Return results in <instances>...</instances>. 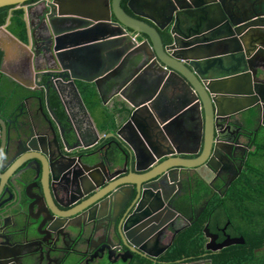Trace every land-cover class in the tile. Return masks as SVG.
<instances>
[{"label": "water", "instance_id": "95a60500", "mask_svg": "<svg viewBox=\"0 0 264 264\" xmlns=\"http://www.w3.org/2000/svg\"><path fill=\"white\" fill-rule=\"evenodd\" d=\"M29 1L0 0V7L27 3L28 42L9 31L12 13L0 30L30 48L34 56L31 11L45 8L43 14L50 17L52 30L49 47L40 49L39 55L50 66L37 73L49 77L59 74L79 95L81 81L94 84L101 96L109 86V93L124 97V111L115 113L116 126L109 128V135L118 139L117 154L87 152L77 171L60 161L51 164V190L46 191L42 181L43 196L30 197L36 206L39 201L44 205V212L36 218H42L51 235H60L82 228L75 223L79 217L91 224L109 210L117 221V243L128 247L130 257L132 252H139L154 259L160 254L153 249L161 245L157 237L162 228L174 219L186 220L170 201L174 188L182 185L181 174L202 165L212 166L217 157L231 158L232 151L223 150L234 144L222 136L225 127L235 124L233 114L258 107L259 122L264 126V64L260 61L264 56V0H128L133 14L123 7V0ZM146 4L154 13L137 9ZM160 30L169 31L170 43H165ZM134 66L136 74L124 80L120 74ZM148 69L157 72L153 92L134 89L133 94H127L141 72ZM174 78L191 91L193 98L164 116L155 102L161 85ZM191 108L199 109L200 132L197 150L186 152L177 146L172 130ZM87 115L94 125L88 107ZM134 138L147 151L144 161ZM119 139L128 145L129 157ZM14 187L19 192L15 183ZM204 235L209 250L245 243L243 236H227L218 243L209 226ZM206 261L211 259L189 264Z\"/></svg>", "mask_w": 264, "mask_h": 264}, {"label": "flooded vegetation", "instance_id": "af4514ba", "mask_svg": "<svg viewBox=\"0 0 264 264\" xmlns=\"http://www.w3.org/2000/svg\"><path fill=\"white\" fill-rule=\"evenodd\" d=\"M34 2L38 0L28 3ZM44 9L43 7L37 13H34L35 9L31 11L36 39L34 56L30 48L22 47L6 31L0 30V46L5 47L8 52L6 60L4 54V62L0 66V264H130L136 254H142L132 252L130 257L128 247L123 242L117 243V221L114 213L109 210L103 213L101 219L94 220L91 224L79 217L75 223L82 228H77L74 233L67 230L60 235H51L47 232V225L42 223V218H36L44 212V205L39 201V206H36L30 197L38 194L43 196L45 190L43 188L42 191V181L46 191L51 190V181H48L51 164L60 161L64 165L74 166L77 171L82 166L81 159L85 153L97 151L100 155L106 156L107 152L115 156L109 145L112 143V147L116 148L115 143L118 142V139L109 135L110 132H104L90 122L80 89L81 96L59 74L57 77L52 76L53 79L43 72L37 73V70L50 66L39 55L40 49L49 47L48 40L52 30V22L48 15L44 17ZM137 9L147 14L154 13L149 4ZM128 12L133 14L130 9ZM28 34L30 35L29 29ZM12 43H17V47L11 51L6 47ZM7 77L19 85L17 88L13 87L10 94L4 92L3 84L7 82ZM15 90L24 91V95L16 94ZM60 109L65 113V120L59 115ZM243 119L233 117L235 124L224 129L222 139L234 144L225 146L226 150H223L232 151L231 158L217 157L211 161L212 166L202 165L201 169L193 168L182 173V185L178 184L174 188L175 192L170 200L172 204L183 191L192 189L195 177L206 181L205 178L212 173L215 175L207 183L214 188V192L221 196L226 194L228 188L243 173L248 154L254 149L251 138L253 131L242 128ZM254 129L257 131L258 127ZM119 143L129 157L128 145L122 140ZM197 148L195 145L188 152H195ZM14 183L19 192L15 191ZM205 208L206 205L200 209L197 218ZM190 220L174 219L163 227L157 237L161 245L153 249L160 254L154 259L147 258L156 264H166L167 260L163 259L166 251L177 233ZM230 223L228 221L210 229L217 235L218 243L227 236L239 237L229 232ZM206 239L207 244L208 238ZM164 246L168 248L162 251Z\"/></svg>", "mask_w": 264, "mask_h": 264}, {"label": "trees", "instance_id": "16d2710c", "mask_svg": "<svg viewBox=\"0 0 264 264\" xmlns=\"http://www.w3.org/2000/svg\"><path fill=\"white\" fill-rule=\"evenodd\" d=\"M31 0L29 2H33ZM123 7L128 9V0H123ZM20 5L0 7V28L3 27L12 13L9 31L24 42H28L29 34L25 20V9ZM165 43L172 41L168 30H160ZM146 36V35H144ZM5 50L0 46V66L4 62ZM10 79V80H8ZM4 92L10 94L13 87L19 86L7 77ZM86 105L95 117L100 115L104 121L103 129L110 132L114 128L115 111L105 107L102 97L94 84L78 82ZM109 92V86H108ZM16 94L24 95V91L15 90ZM57 98V102L58 97ZM60 105V104H59ZM124 111V108L121 110ZM61 119L65 113L60 109ZM243 126L253 131L251 136L254 147L248 154L244 171L241 176L221 196L202 178L195 177L192 189L182 192L174 201V206L186 219H191L174 238L163 259L166 264H189L198 260H208L204 264H264V126L258 124V107L248 109L243 114ZM258 127L255 131L254 128ZM117 154L116 148L112 147ZM206 205L205 210L197 218V213ZM230 221L229 232L243 236L244 244H234L221 250L211 252L206 248L204 229L212 230ZM130 264H156L143 255L136 254Z\"/></svg>", "mask_w": 264, "mask_h": 264}, {"label": "crops", "instance_id": "0c3cea01", "mask_svg": "<svg viewBox=\"0 0 264 264\" xmlns=\"http://www.w3.org/2000/svg\"><path fill=\"white\" fill-rule=\"evenodd\" d=\"M5 49V47H4ZM5 60L8 52L5 50ZM262 64H264V56L262 60H260ZM4 65V64H3ZM134 67L127 68L123 71L124 80L132 78L136 73L134 71ZM264 71V70H263ZM140 78L133 84L134 86L129 87L126 92L127 94L131 95L134 92V89H144L153 92L154 86L157 84V72L155 69H148L144 73L141 72ZM162 91L155 102V106L161 113H165L164 116L168 114L170 110H178L188 104L190 100L193 98L191 91L184 85L182 82L177 80L176 78L173 79L172 82L166 83L161 85L160 88ZM102 102L103 105L109 108L111 111L114 110L116 113H120L122 110V102L124 101V97L120 94L112 95L111 93L103 90ZM247 110H243L238 112L237 114H233L235 118L241 119L243 117L244 112ZM92 115V114H91ZM92 118L95 122V126L99 129H103L104 121L102 120L101 116L96 114L95 117L92 115ZM90 120V118L88 117ZM172 136L174 137L177 146L182 150L188 152L191 148L196 145L197 142V135L200 132V114L199 109L191 108L188 112L183 115L178 125L173 126ZM104 130V129H103ZM106 132V131H105ZM129 137L131 135L127 134ZM137 148L138 152H142L143 154L140 155V159L142 161L145 160L143 155L147 154L145 147L139 141L138 138L133 139ZM140 148V149H139Z\"/></svg>", "mask_w": 264, "mask_h": 264}, {"label": "rangeland", "instance_id": "374dc122", "mask_svg": "<svg viewBox=\"0 0 264 264\" xmlns=\"http://www.w3.org/2000/svg\"><path fill=\"white\" fill-rule=\"evenodd\" d=\"M16 44H17V43H12L11 45H7L6 48H8V50H11V51H12V48L14 49V48L17 47ZM10 47H11V49H10ZM182 223L186 224V222H185L184 220H182ZM117 264H123V262H119V263H117Z\"/></svg>", "mask_w": 264, "mask_h": 264}, {"label": "clouds", "instance_id": "9594fccd", "mask_svg": "<svg viewBox=\"0 0 264 264\" xmlns=\"http://www.w3.org/2000/svg\"><path fill=\"white\" fill-rule=\"evenodd\" d=\"M214 175H215V174H214V173H212L210 177H206V178H205V179H206V181H207V182H211V178H213V177H214Z\"/></svg>", "mask_w": 264, "mask_h": 264}]
</instances>
